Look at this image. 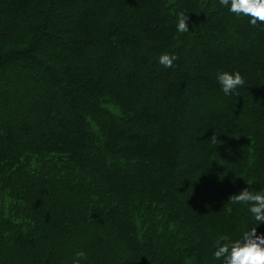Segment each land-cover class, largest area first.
<instances>
[{
  "label": "trees",
  "instance_id": "1",
  "mask_svg": "<svg viewBox=\"0 0 264 264\" xmlns=\"http://www.w3.org/2000/svg\"><path fill=\"white\" fill-rule=\"evenodd\" d=\"M245 187L264 188V24L219 0H0V264H221L216 241L255 226Z\"/></svg>",
  "mask_w": 264,
  "mask_h": 264
},
{
  "label": "clouds",
  "instance_id": "2",
  "mask_svg": "<svg viewBox=\"0 0 264 264\" xmlns=\"http://www.w3.org/2000/svg\"><path fill=\"white\" fill-rule=\"evenodd\" d=\"M219 5L237 18L247 17L252 26L264 24V0H219ZM175 30L177 33H188V16L186 12L176 14ZM178 56L165 52L158 58L164 68L175 67ZM217 83L225 97L237 95L246 81L239 71H221L216 74ZM216 134L210 143L216 144ZM230 201L234 205H245L255 226L244 230L241 237L227 243L216 241L213 257L221 264H264V233H257V228L264 225V188L251 190L245 187L238 194L232 195ZM88 254L83 250L75 252L72 264H84Z\"/></svg>",
  "mask_w": 264,
  "mask_h": 264
},
{
  "label": "rangeland",
  "instance_id": "3",
  "mask_svg": "<svg viewBox=\"0 0 264 264\" xmlns=\"http://www.w3.org/2000/svg\"><path fill=\"white\" fill-rule=\"evenodd\" d=\"M109 108H110V106H109ZM110 109L113 111V113H116V114L118 113L116 108L114 109L111 107Z\"/></svg>",
  "mask_w": 264,
  "mask_h": 264
}]
</instances>
